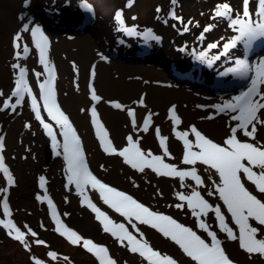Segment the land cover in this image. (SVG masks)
<instances>
[{"label":"rangeland","instance_id":"1","mask_svg":"<svg viewBox=\"0 0 264 264\" xmlns=\"http://www.w3.org/2000/svg\"><path fill=\"white\" fill-rule=\"evenodd\" d=\"M86 1L93 6L92 16L95 17L90 22L92 27L91 29H80L81 26L76 24L75 31L77 33H73L65 30L67 28L66 24L61 25L65 18H69L62 17L59 11L64 8H72V5H67L71 2L77 8L80 3L73 1L68 3L63 0H0V92L3 93L0 96V107L3 106L4 101L8 99L15 87L14 80L18 75V70L12 68L14 63L26 66V79L33 94L38 99L39 87L33 72L38 58L36 50L30 49V55L27 59L17 60L14 56L13 37L22 28L21 21L26 18L32 22L31 26L35 24L41 25L42 30L55 39L56 43L66 52V62H71V64L75 62L82 64V62L89 60L87 56L78 52V48L89 46L90 44L94 45L98 38L104 41L106 34L97 32V30L102 28L103 31V29L108 28L109 39L112 41L109 48L113 52L110 53L102 48L100 51L108 60L122 63L124 68L127 69L122 72H125V79L129 86H134L141 82V77H147L150 84L155 86L156 89L167 91L166 87L171 83L161 80L164 79L165 75H172V73L176 72L180 77H183L189 65L195 66V75L201 76L205 74V76H202L205 79H197V82L191 85L178 80L175 83L190 91L186 93V89H181L182 92L179 94V98L193 105L191 107L193 114L202 118L204 109L200 110L198 108L201 103L204 101H211V103L214 102L215 104L222 103L223 100L228 99V97L230 99L246 86L243 85L247 83L246 81H242L230 73L227 75H221V73L227 72L232 65H235L236 59H246L251 65L254 56L264 57V52H257L251 57L248 55L244 56L248 54L249 49L246 50L243 44L238 45L235 49H230L227 54L224 53L223 45L229 42L231 37L237 33L229 27L227 20L213 19V9L218 3L226 2L231 5L233 16L237 13L242 14V0H177L175 5L172 4L171 0H134L130 8L126 7L128 0H97L102 6H110V9H108L109 13H106L107 15L99 13L101 6H96L95 1ZM26 3L27 7L25 6ZM142 7L145 9L140 12ZM157 7L161 8V12H156ZM249 7L250 12L255 17L256 0H251ZM47 9L49 11L45 13L44 10ZM117 10H123V19L127 27L131 23L135 26L132 27L136 29L137 33H144L150 30L155 37H158V39L148 40L145 54L140 52H143L145 48L140 51H134L130 46L124 47L122 45L124 36L128 40L134 38L136 41L143 36H129L123 31H118L119 25L114 20ZM172 10H175L177 16L182 17L185 24L188 21H192L188 26L189 30L187 32L183 31V24L169 15ZM21 17L24 19H21ZM133 17H136V19H133ZM80 18L83 21L81 15ZM208 25H212V29L204 33L203 39H200L201 33ZM78 29L81 32H78ZM26 35L27 33L23 34L24 41L29 46V40H27ZM140 40L142 39L140 38ZM71 42H73V46H70ZM212 43H216L218 47L209 49L208 45ZM152 52L159 58L156 59L150 56ZM201 52L206 53L208 59L215 56H219V59L213 60L211 65L207 63V60L201 62L198 59ZM177 56L179 57L178 65H172L169 61ZM180 59L183 60L181 61ZM29 60L31 61L30 64ZM90 61H92L91 64L95 66V69L101 72L103 89L107 90V95L119 98L121 92H119L120 89L116 82L117 74L110 70L109 63L102 60L100 56L92 57ZM64 63L54 64V70L62 73ZM137 66H141V68H137ZM201 67L203 69L199 72ZM172 68H175V70L172 71ZM179 68L182 73L178 71ZM216 73L220 74L222 78L216 81L207 78L210 74L217 77ZM40 80L42 81L43 79L40 78ZM238 80L240 81L238 82ZM61 83L59 78L56 84L58 97L62 94ZM159 94L160 92L157 91L156 95ZM100 98L99 101H95L93 104L97 114L106 113L107 111L113 114L114 111H117V108L109 106L105 103L107 101L103 102L102 97ZM59 101L63 105L60 98ZM12 102H14V98ZM194 105L196 106L194 107ZM42 115L45 122L48 123L50 118L45 112H42ZM221 115L224 118V114ZM26 124H29L30 127L26 128ZM0 135L4 136V149L0 154L3 155L5 166L9 169L14 179V183L8 185L6 177L0 172V219H11L17 227L25 232H27L25 225H28L38 233V239L46 241V245H37L34 242L35 238L27 235L26 239L31 249L28 251L18 241L11 239L7 235V230L0 225V264H34L33 258L41 260L43 264H99L93 254L82 246V242L79 245H73L66 237L60 236L55 231L56 224L51 218L47 201L38 200V196L41 198L47 196L51 199L57 208L58 216L63 220L65 226L77 232L82 239H90L95 244H106L109 255L116 261V264H147V261L141 257L131 256V252L127 248L120 246L109 233L103 232L102 225L95 219V214L86 206L82 207L81 198L76 196L74 186H70L71 190L66 189V162L63 156L56 155L52 148L51 140L44 135L42 125L34 118V113L30 107V98L25 97L22 106H18L15 113H12L11 109L0 111ZM62 140V137L58 139L60 142ZM46 150L51 151L47 163L45 162ZM40 176H44L46 179L45 189L39 187ZM107 181L103 183H112L111 185L131 190V188L121 184V182ZM134 187L133 189H136ZM255 193L258 196L261 194L257 191ZM173 194H171V198L174 202H177L178 200ZM137 195L155 210L173 217L184 226L195 229L209 239L207 234L197 227L196 219L191 215L186 204L184 209L180 210L167 207L164 203L153 202V200L142 197L139 194ZM261 195L264 198V194ZM5 196L9 203L10 215L8 217L3 215L2 201ZM71 197H74L75 200L71 199ZM65 198H67V202ZM209 203L214 206L221 204L215 195L212 196ZM80 207L86 209L90 215ZM222 212L225 217L229 214L224 210ZM202 219L205 218L202 217ZM206 222L212 226V230L217 232L218 238L224 241L223 246L225 249L233 252V256L241 264H264V258H258L256 257L258 255L254 256V254L250 258L249 254L239 248L238 242L228 241L226 235L219 232L214 213H209ZM41 224L44 225L43 230L40 227ZM229 225L235 229L234 224L229 223ZM130 231L138 235L132 228ZM147 231L150 233H144L143 239L151 242L156 250L170 256L176 254L175 246L171 241L160 233H152L150 228H147ZM151 234H154V236ZM263 236L261 238H264ZM49 252L57 253V259H51L48 255ZM63 257H68V260H64Z\"/></svg>","mask_w":264,"mask_h":264},{"label":"snow or ice","instance_id":"2","mask_svg":"<svg viewBox=\"0 0 264 264\" xmlns=\"http://www.w3.org/2000/svg\"><path fill=\"white\" fill-rule=\"evenodd\" d=\"M171 2L175 5L177 0H171ZM133 3L134 0H128L126 7H132ZM250 3L251 0H242V14L237 13L235 16H233L231 5L226 2L218 3L213 9L212 18L227 20L229 27L237 33L231 37L229 42L223 45L225 54L240 44H243L247 50L252 47L255 41L264 40V0H256L255 17L250 12ZM25 6L27 7V3ZM81 7L86 12L93 13L92 6L87 3L82 2ZM156 12H161V8L157 7ZM169 15L184 25V32L189 30L188 26L192 21L185 24L182 17L176 15L175 10H172ZM21 19L24 18L21 17ZM133 19H136V17H133ZM114 20L119 25L118 31H123L129 36L142 35L145 41L158 39L150 30L137 33L134 27H127L123 19V10L116 11ZM30 24H32L31 21L24 23L20 31L14 35L13 48L17 60L27 59L30 48L24 41L23 34H30L32 45L38 53V63L44 70L43 73L33 70L39 87V100L33 94L26 79V66L14 63L12 68L18 70V75L14 80L15 87L8 99L4 101L3 106L0 107V111L11 109V112L15 113L17 107L22 106L25 97L30 98V107L34 113V118L42 125L47 136L50 137L56 155L63 156L66 162V189L71 190L70 186H74L76 194L81 198V205L86 206L95 214V219L102 225L103 232L109 233L120 246L127 248L131 253L138 254L143 260L147 261V264H178V262L172 256L153 249L149 242L143 239V233L140 232L136 222L139 225H149L165 238L170 239L195 264H235L222 246L224 241L218 238L217 232L212 230V226L206 222L209 213H214L219 232L224 233L228 241L238 242L239 248L249 254L250 258L253 254H258L261 258H264V238H258L260 228L250 223L255 221L259 226L264 227V201L254 195L245 186L244 182L246 180L254 186L257 192L264 194V141L257 139L258 126L264 127V59H261L255 65H250L246 59H236L234 67L221 73V75L231 73L238 79L247 82L238 94L233 95L230 99L223 100L222 103L211 105L215 109V114L229 115L230 120L235 122L234 125H229V135L225 137L223 144H218L206 138L194 125L184 131L177 130L182 120L175 111V105L169 110V119L173 124L174 135L183 142L182 164L192 166L189 170H178L176 165L164 162V157L169 156L170 153L166 145L167 137L160 135L159 127L155 131L163 155H155L151 150L142 151L139 146V138L134 140L132 134L126 138L128 146L122 150H117L109 140L104 126L97 119L95 108L93 107L91 110L92 124L95 126L96 136L106 154H115L122 157L124 164L142 174L145 173L146 169H150L157 176L178 177L180 188L190 189L188 193L176 192L175 196L179 202L170 205V207L183 210L186 204L187 209L196 219L197 227L207 234L209 239L206 240L191 227L178 223L173 217L152 211L131 195L103 183L90 171L81 140L69 117L61 111L56 101L54 69L48 59L49 37L42 30L41 25L35 24L30 27ZM211 29L212 25L206 26L200 39H203L204 33ZM217 47L216 43L208 45L209 49ZM100 58L102 60L106 59L103 55ZM198 59L201 62L207 60V63L211 65L213 60L219 59V56L208 59L206 53L201 52ZM73 67L75 69V64H73ZM41 76H44L42 81L40 80ZM90 76L91 78L95 77V66H93ZM90 93L92 101L101 99L96 94L95 89L91 88V85ZM2 95L3 93L0 92V96ZM13 98L14 102H12ZM139 103L143 106V98ZM113 106L117 109L122 108L118 102L114 103ZM41 109L47 113L52 121H55L59 128V136L63 138L62 142L58 141L52 124L45 122ZM127 114L130 117L134 132L143 131L147 133L149 131L153 113H147L140 128H137L135 111L128 109ZM207 118L213 119L214 116ZM25 127H30V125L26 124ZM238 133L248 139H239ZM189 135L193 136L194 140H190ZM3 149L4 136L0 135V153ZM197 163L205 166L203 170L208 173V180L212 181V186L208 188L207 195L209 197L217 196L222 201V205L216 204L214 206L201 195L199 188L204 187L205 183L201 175L198 174ZM101 168H103V165H101ZM0 172L6 177L8 185L14 183L11 172L5 166L2 154H0ZM213 176H218V181L213 180ZM185 178H191L195 182V186L185 183ZM45 185V177L40 176L39 187L45 189ZM133 186L139 187L134 181ZM89 190L98 192L103 204L113 209L120 217H123L141 238L138 239L137 235H134L133 231L126 227L125 223L115 222L101 208L97 207L87 194ZM156 194L158 196L162 195L159 190ZM37 199L47 201L51 218L56 224L55 231L60 236L66 237L73 245H79L82 242V246L96 257L99 264H116V261L109 256L107 247L98 246L90 239H82L77 232L66 227L58 217L51 199L47 196L43 198L38 196ZM65 201L67 202V198H65ZM222 207L226 208L227 213L230 214L235 229L227 222ZM2 208L4 217H8L10 211L6 196L3 198ZM202 217L205 219H202ZM0 225L7 230V235L11 239L18 241L28 251L31 249L26 239L27 235L35 238V244L46 245V241L38 239V233L28 225H25L27 232L17 227L11 219H0ZM40 227L43 230L44 225L41 224ZM48 255L53 260L57 259V253L55 252H49ZM63 259L68 260V257H63ZM33 260L34 264H43L39 259L33 258Z\"/></svg>","mask_w":264,"mask_h":264},{"label":"bare ground","instance_id":"3","mask_svg":"<svg viewBox=\"0 0 264 264\" xmlns=\"http://www.w3.org/2000/svg\"><path fill=\"white\" fill-rule=\"evenodd\" d=\"M70 1L71 0H67L66 2L69 3ZM92 1H95L96 6H101L99 8L100 14L107 15L106 13H109L108 9H110V6H102V4L99 3L97 0H92ZM67 5H72L73 7L64 8L63 10L59 11V14L62 17H68L73 21L81 20L80 15L82 16L83 13L80 11V8H77V6L72 2ZM144 9L145 8L143 7L140 8V12H143ZM83 17L85 19V16ZM28 22L29 20L27 18L21 21L22 25ZM132 26L134 25L130 23L129 27ZM91 27H92L91 23H84L81 25L80 29L83 28L91 29ZM108 30H109L108 28L103 29V31L102 28H99V30H97V32L106 34L105 36L106 39H104V41H102L101 38L100 39L98 38L94 45L90 44L89 46H82L78 48V52H80L81 55L87 56L89 58V60L82 62V64H77V62L72 64L71 62L67 63L66 52L62 49V47H60L56 43L53 37H50L45 33L50 40L48 59L51 63V66L53 67L54 64H60V63L63 64L64 62L69 65L68 66L67 64L64 63L62 73L61 71L59 73V71L56 72L54 70V74H55L54 90L56 93V99L58 100L60 98V100H62L64 106L59 102V100L58 102L64 109L66 115L69 117L72 126L75 128L77 135L81 140L82 149L84 150L90 171L98 179H100L102 182L107 180L117 181L119 183L121 182V184H124L127 187L131 188L132 191L131 190L128 191L131 192V194H133L136 198L141 200L145 205L146 204L148 205V203H146L137 194L141 195L142 197L149 198L153 200V202L164 203L167 205V207H170V205H175L176 203L179 202V201L174 202L173 199L171 198V194L173 193L175 194L178 191L187 193L190 191V189L188 188L181 189L180 180L178 177L157 176L155 173L151 172L150 169H146L145 173L143 174L139 173L133 170L129 165L124 164L122 157L115 154L109 155L103 151L102 146L99 143V139L97 138L95 133V126L92 124L91 110L94 107L93 104L95 103V101L91 100L90 85L91 88L95 89L96 94L99 97H102V101L104 100L103 102L107 101L105 103H107L109 106L114 107L113 105L116 102L120 103L122 106L121 109H117V111H114L113 114H110L108 111L106 113L101 112L100 114H97L99 122H103L104 124V129L107 131L108 138L112 142L113 147H115L117 150H122L124 147H127L128 144L126 138L128 135L132 134L134 140L139 138V146L142 149V151L147 152L148 150H151V152L155 155H163V150L159 146V139L155 131L156 128L159 127L160 135L162 137H167L166 145L170 153L169 156L164 157V162L176 165L178 170H189L192 166L182 164L183 153H184L183 142L175 137L173 131V124L172 121L169 119V110L172 108L173 105H175V111L182 120V123L178 126L177 130L184 131L189 129L190 126L194 125L206 138H209L218 144H223L225 137L229 135V125L230 124L234 125L235 122H232L230 120L229 115H224V118H222L221 114H215V109L211 107V105H214L215 103L214 102L211 103V101L208 102L204 101L199 105V106H204V107H198L200 110L204 109V113H203V118L197 117L193 114V111L191 110V107H193V105L179 98V94H181L182 92L181 89H186V88L183 86H178L177 83H175L177 82L176 80L191 85L197 82L196 81L197 79L199 80L205 79L204 77H202L205 76V74L201 76L195 75L196 74L194 72L195 66L189 65L185 71L186 73L184 72L183 77H175L169 74L165 75L164 79L161 80H166L167 82L171 83L166 87L168 89L166 91V90L156 89L155 86L150 84L147 77H141L142 78L141 82L135 84L134 86H129V83L126 82L125 79L126 74L125 72L124 73L122 72L123 70H127V69L124 68L122 63L113 62L112 60H108V58L106 57L104 61L108 62L110 65L109 66L110 70H113V72L117 74L116 82L120 89L119 92H121L119 98H114L107 95L108 94L106 92L107 90L103 89L101 72L95 69V77L91 78L90 76V73L94 66L91 64L92 61L90 60L92 59V57H96V56L101 57V55L104 56V54L100 51L101 48L108 50L110 53L113 52L109 48V45L111 44L112 41L111 39H109ZM26 37L27 40H29V46H30L29 48L35 49L34 46L32 45L30 34L27 33ZM123 41H122L123 43L122 45H124V47L130 46L134 51H139L140 49H142V47H147L145 40H140V41H144L145 44V46L142 47L136 46L138 41H136L134 38L128 40L127 37L124 36ZM70 46H73V42H71ZM249 52L251 53L252 56L255 55L257 52H264V42L262 44L259 40L255 41L252 47L249 49L248 53ZM36 54L38 55L37 51ZM246 55L247 54H245L244 56ZM150 56L156 59L159 58L157 55H155L154 52H152ZM261 59H264V57L254 56L251 65H255ZM180 60L182 61L183 59ZM28 62L29 64L31 63L30 60ZM169 62L172 63V65H176V64L178 65L179 57L178 56L174 57ZM73 64H75V69L73 67ZM34 67H35V71L43 73L44 70L43 67L38 63V58H37V63L35 64ZM137 68H141V66H137ZM199 69H200L199 72H201V69L203 68L201 67ZM171 70L174 71L175 68H172ZM178 71H180V68L178 69ZM180 73H182V71H180ZM216 75L221 76L217 73ZM40 78L44 79V76H41ZM59 78L62 82L61 83L62 94L60 95V97H58L57 87H56ZM207 78L216 81L222 77H216L215 75L210 74V76ZM157 91L160 92L159 95H156ZM189 92L190 91L186 89V93ZM38 98H39V91H38ZM141 98H143V106L139 103ZM195 106L196 105H194V107ZM128 109H133L135 111L137 128H140L148 112L154 114L152 116V123L147 133L143 131H138V132L133 131L130 117L127 114ZM41 111L44 112L43 109H41ZM45 114L47 115L46 112ZM209 116H214V118L208 119L207 117ZM48 123L52 124L54 132L57 134V139H59L61 136H59V128L55 124V121H52L50 119ZM44 135H46V137L50 139V137L47 136L45 131H44ZM188 138L190 140H194V137L191 135H189ZM238 138L241 140L248 139L247 137H244L240 133H238ZM257 139L260 141H264V127L258 126ZM101 165H103V168H101ZM204 167L205 166L199 163H197L196 165V168L198 169V174L201 175L205 183V186L200 187L199 191L201 192V195L206 200L209 201L212 199V196L209 197L207 195V190L212 186V181L208 180L207 178L208 173L204 172L203 170ZM213 180L218 181V176H213ZM133 181L135 182L136 185H139V187H134L136 189H133V185H132ZM244 182L246 187H248L249 190H251L255 194L256 190L254 186L251 185L246 180ZM185 183L192 184L193 186H195V182L192 181L191 178H185ZM106 184L111 186L112 183H106ZM157 190H159V192L162 193L161 196H158L156 194ZM87 194L90 196L93 203H95L97 207L101 208V210L104 211L111 219H113L117 223H121V222L125 223L126 227H128L129 230H131V225H128L123 217H120L119 214L116 213L113 209H110L108 208L107 205L103 204L102 200H100L99 198L98 192L89 190ZM76 196L80 198L78 195ZM259 196L264 200L261 194ZM71 199L75 200L74 197H71ZM220 202L222 205V201ZM170 208H175V207H170ZM81 209L87 214H89L86 211V209L84 208ZM222 210L227 212L226 208L222 207ZM226 220L228 223H232L230 214L226 215ZM136 223L140 232H142L143 234L150 233L147 231V228H150L152 233H159L155 229H152L149 225H139L138 222ZM250 223H252L253 226H257L258 228H260V235L258 236V238H261L262 235H264V227L259 226L255 221H251ZM151 235L154 236V234ZM166 239L171 241L168 238ZM172 243L176 249V254L172 255V257L179 264H195V262L191 261L189 257L183 254L182 250H180L179 247L174 242ZM225 251L229 255V257L233 261H235V263L241 264L239 261H237L235 256H233V252L227 249H225ZM256 255L258 254H254V256ZM131 256H139V255L131 253ZM256 257L261 258L260 255Z\"/></svg>","mask_w":264,"mask_h":264},{"label":"water","instance_id":"4","mask_svg":"<svg viewBox=\"0 0 264 264\" xmlns=\"http://www.w3.org/2000/svg\"><path fill=\"white\" fill-rule=\"evenodd\" d=\"M68 18V17H67ZM66 24L67 25V28L65 29L66 31H69V32H73V33H77L75 31V26L76 24H79V26H81L80 24H82V20H78V21H73V20H70L69 19H64L62 22H61V25H64ZM80 29H78L77 31L78 32H81L79 31ZM51 154V151H45V162L47 163L49 161V156Z\"/></svg>","mask_w":264,"mask_h":264}]
</instances>
